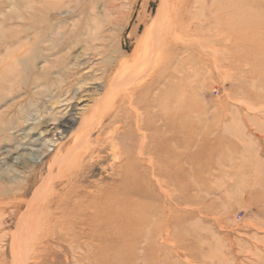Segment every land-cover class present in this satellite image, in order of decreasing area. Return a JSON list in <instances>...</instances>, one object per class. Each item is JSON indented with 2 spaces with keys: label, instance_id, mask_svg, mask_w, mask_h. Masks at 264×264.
Returning a JSON list of instances; mask_svg holds the SVG:
<instances>
[{
  "label": "rangeland",
  "instance_id": "obj_1",
  "mask_svg": "<svg viewBox=\"0 0 264 264\" xmlns=\"http://www.w3.org/2000/svg\"><path fill=\"white\" fill-rule=\"evenodd\" d=\"M171 17L185 23L177 61L152 78L143 70ZM17 35L18 62L0 77L17 90L0 98V175L9 166L18 184L35 185L17 213L0 200V264H264V0H0V38ZM186 44L196 54L177 52ZM206 54L211 62H199ZM130 84L142 96L124 121L145 108L159 119L146 152L131 141L134 122L121 130L115 141L134 157L117 175L108 148L101 160L82 156L75 137L96 123V139ZM44 183L75 196L48 226V193L26 217ZM85 192L108 210L81 206Z\"/></svg>",
  "mask_w": 264,
  "mask_h": 264
},
{
  "label": "bare ground",
  "instance_id": "obj_2",
  "mask_svg": "<svg viewBox=\"0 0 264 264\" xmlns=\"http://www.w3.org/2000/svg\"><path fill=\"white\" fill-rule=\"evenodd\" d=\"M169 1V0H168ZM168 6V5H167ZM172 8V7H171ZM165 9V8H164ZM167 10V9H166ZM165 10V11H166ZM162 13V12H161ZM160 14V13H159ZM168 18H169V14H167ZM162 19V18H161ZM160 23V22H159ZM184 22H179V20H177L174 17L170 18V21H168V23L164 26V29H162L160 31V33L158 34L159 37L157 39V43L155 44V47H153V52L152 55L150 57V59H148V61L146 62L147 67L145 68V70H143V72H148L149 76H151L152 78H160L159 73L160 71L166 67H168V65L171 63H175L177 61V57L178 54L175 53V50H177V48H175V45H177V43H175V32L180 28V26L185 25ZM159 26V24H158ZM182 31V30H181ZM155 32V31H154ZM204 34V33H203ZM221 34V33H219ZM10 35V34H9ZM224 37V36H223ZM22 37H20V35L15 36L14 38H9L7 37H1L0 38V77H5V79H10L11 75H10V66H12L14 63L17 64L18 62V57L20 56H14V53H19V50L22 49L23 47V43H22ZM184 39V38H183ZM196 39V38H195ZM30 40V39H29ZM188 40V39H187ZM196 41V40H195ZM29 43V42H28ZM221 44H225L226 43H221ZM12 47L11 53L12 56H8L7 53H5V51L7 50V48ZM68 46V45H67ZM174 46V47H173ZM178 46V45H177ZM198 48L201 49H205V48H214L213 47V43H211L210 41H205L202 42L200 40V42L198 43ZM180 50L177 52H180L182 54H185L186 52L188 54H196V48L195 46H191L189 44H186L185 47L183 48H179ZM183 49V52H182ZM145 51V50H144ZM207 51V50H206ZM22 52V51H21ZM171 52V53H170ZM215 52V51H214ZM5 53V58L3 57V54ZM10 53V54H11ZM25 55V52L23 53ZM210 55H202L201 57H199L198 55V61L199 62H211V59L209 57ZM6 57H10L11 61L8 60V58ZM217 57V55L213 56V59L215 60V58ZM226 56L222 55L219 58V62L221 65H227L228 62L225 60ZM23 58V57H22ZM4 59V60H3ZM179 59V58H178ZM171 60V61H170ZM3 61V63H2ZM215 60L216 64H219V62ZM4 62H6V64H4ZM145 62V61H144ZM27 66V65H26ZM21 67V66H20ZM12 68V67H11ZM81 68V67H80ZM126 68V66L124 67ZM171 70V69H170ZM127 71V70H126ZM28 72V71H27ZM72 71L70 69H62L61 73H63L64 76H67V74H70ZM142 72V73H143ZM14 73V72H13ZM25 73V72H24ZM141 73V74H142ZM171 73V72H170ZM31 76V75H30ZM41 76V75H40ZM46 76V75H45ZM7 77V78H6ZM175 78V77H173ZM20 79V78H19ZM36 79V77H35ZM161 79H163L161 77ZM1 80V79H0ZM134 80V79H133ZM140 80V79H139ZM131 81V80H130ZM16 83V82H15ZM13 84V85H12ZM37 84V83H36ZM117 85V84H116ZM122 85V84H121ZM131 85V84H130ZM132 86V85H131ZM136 87V86H135ZM134 86L131 87L130 92H128L127 90L125 92H123L124 94L120 95L121 93H119V95H117L118 97L114 99L113 102V107L111 110H108L103 116H102V120L100 122V128L98 130V132H96L97 138L93 139V135L95 134V129L98 128V126L95 128V124L94 123H90V128H88L87 131H85V133L82 135V137L78 136L75 137L76 141L78 143H80L81 141L83 142L82 138L84 139V141L86 142V150L83 151V153L81 154L82 156H87L90 158H99V160L103 159V154L106 151V148L109 149V151H111L113 160L115 161V163L113 164L112 167V171H114L115 173H117V175L120 174L123 166H119L118 164L122 163L123 161H132V158L134 156H130V154H127V149L128 147L123 146L122 144L118 143L115 141V139L120 135L121 130L124 131V129H126L127 127H129V125H131V123H135L136 124V131H137V138L131 139L132 140H142V145H141V149L142 152H146L145 150V146H146V140L147 139H152V136L150 135V131L153 130L154 128V124L153 122H155V120L159 119V116L153 113H149L146 114L147 112V108H145L143 110V112H139L138 110L134 112V114H130L127 118L126 121H124L125 118V114L127 113V111L125 110L126 106L130 107L139 103L140 98H141V94L138 93V88H135ZM181 87V85H180ZM37 88H39L37 86ZM179 88V87H178ZM14 80H8L5 81L4 83H0V98L4 97L5 98V94L7 93V96L9 94H15V92H17V90H14ZM114 90H117V86L116 88L114 87ZM123 91V90H122ZM140 91V90H139ZM114 92V91H113ZM182 92V91H181ZM117 93V92H116ZM108 94H110L108 92ZM114 95V93H113ZM112 95V97H113ZM26 96V95H25ZM103 97V96H102ZM106 97V96H105ZM104 100V99H102ZM161 101V100H160ZM104 103V102H103ZM31 104V103H30ZM111 104V103H110ZM101 105V103H100ZM99 106V105H98ZM170 106V105H169ZM99 110V108H98ZM25 111V110H24ZM97 111V110H96ZM163 113V112H162ZM161 113V114H162ZM96 116V115H95ZM100 117V116H99ZM90 121V120H89ZM72 122V121H69ZM91 122V121H90ZM71 124V123H70ZM69 124V125H70ZM111 124H113L115 127L112 129V133H110L107 138L103 137V134L105 131H107V129L110 128ZM164 124V122H163ZM83 127V126H82ZM61 129V128H60ZM84 129V128H83ZM10 131V130H7ZM83 131V130H82ZM163 131V130H162ZM80 132V130H79ZM167 132V131H166ZM78 135V134H77ZM6 137V136H5ZM26 137V136H25ZM162 137V135L160 136ZM27 138V137H26ZM69 139V138H68ZM80 141V142H79ZM118 141V140H117ZM52 142V141H51ZM76 143V142H75ZM76 146V145H75ZM20 147V146H19ZM17 147V149L19 148ZM24 148V147H23ZM71 148H69L70 150ZM75 150V147L72 146V150ZM73 150V151H74ZM170 150V149H169ZM73 151L71 153H73ZM168 151V150H167ZM23 152V151H22ZM57 152V150H56ZM170 152V151H169ZM173 152V151H172ZM68 153V152H67ZM14 156V155H13ZM27 156V155H26ZM70 156V155H69ZM24 158V157H23ZM67 158V156H66ZM66 158H64V161H66ZM69 158V157H68ZM171 158V157H170ZM5 160V157H3V159H1L0 163L2 164ZM55 160V159H54ZM53 160V162H54ZM59 161H63L62 159ZM52 162V163H53ZM56 162V161H55ZM65 163V162H64ZM63 163V164H64ZM11 164V163H10ZM152 166L155 168V166L153 165V161H151ZM58 167L61 165V162L57 163ZM43 166H45V164H43ZM171 167V166H170ZM62 168V167H61ZM59 168L61 171L62 169ZM14 169V167H13ZM48 173H53L55 170V164L53 163V165H49L48 166ZM15 170V169H14ZM82 170V169H81ZM80 170V171H81ZM155 170V169H154ZM172 170V168H171ZM170 171V170H169ZM2 172L3 174L0 175V185H3L4 183L7 185L6 187H4V189H0V200L5 201L8 199V205L10 203L11 208L17 213L19 212V210L22 208L23 206V202L26 199V196H28L30 190L33 188V186L35 184H33V186L31 187L30 185H21L18 184L19 180H21L23 177L15 174L13 172V170L11 168H9V166H3L2 168ZM58 172V171H57ZM174 172V171H173ZM113 173V172H112ZM122 175V173H121ZM169 175V173H168ZM78 174L77 176H69L67 178L68 181V186H71L74 182H76V180L78 179ZM55 178V177H54ZM154 178V177H153ZM148 179V178H147ZM155 179V178H154ZM49 180V178H48ZM51 180V179H50ZM157 180V179H156ZM162 181V180H160ZM46 182V181H45ZM47 183V182H46ZM46 183H44V187L43 190H39V192L35 193L33 195V199L31 202L28 203V209L26 211V217L30 218V214L34 213V210L36 208H38V203L41 198H43L44 196H47L48 193V199L44 202V206L40 207L41 211H47L49 214L46 218V220L43 221V226H48L51 225L54 221H55V217H51L52 215V210L53 208L56 209H61L63 206H66L69 204V202L71 201V195H68L70 193L69 190H65L62 189V191L58 192L56 191L57 186L54 184H50L49 188H47ZM49 183V182H48ZM53 183V181H52ZM159 183V182H158ZM145 184V183H144ZM16 185V187L14 186ZM18 185V186H17ZM48 185V184H47ZM148 186V185H147ZM39 187V186H38ZM40 188V187H39ZM38 189V188H37ZM48 189V190H47ZM21 190V193L19 195H16V191ZM47 190V191H46ZM36 192V190H35ZM34 193V192H33ZM98 192H96V194L91 198L90 200V195L85 193H81L78 194L76 197H78L79 202L81 203V206H84V204L87 202L89 204V206L87 205V209H90L91 207L93 209H95V212H100V210L102 209V213H105L108 209L107 207H102L99 206L98 207V202L95 201V198L98 196L97 195ZM113 195V194H112ZM115 197V196H114ZM104 199V198H103ZM119 199V198H118ZM31 200V199H30ZM108 200V199H107ZM105 201L107 204L108 201ZM114 201V199H113ZM137 202V200H135ZM144 201V200H143ZM43 202V200H42ZM77 202V201H76ZM142 202V201H141ZM143 203V202H142ZM109 204V203H108ZM143 205V204H142ZM4 206V205H3ZM120 207V206H119ZM104 208V209H103ZM106 210V211H105ZM123 210V209H122ZM7 214V213H6ZM10 214V213H9ZM15 216V215H14ZM35 216V215H34ZM123 216V215H122ZM41 218V217H40ZM23 219V218H22ZM81 221L83 223L87 222V219L82 218ZM139 221V220H138ZM7 222V221H6ZM24 222H26L24 220ZM5 223V222H4ZM23 223V222H21ZM29 223V221H28ZM39 224V223H38ZM20 225V222H19ZM32 225V224H31ZM37 225V224H36ZM35 225V226H36ZM18 226V225H17ZM37 227V226H36ZM24 228V227H21ZM31 228V227H28ZM32 229V228H31ZM32 231V230H31ZM53 232V231H52ZM17 233V232H16ZM19 233V232H18ZM32 233V232H31ZM13 235V234H12ZM34 236V235H33ZM22 240V239H21ZM13 243V242H11ZM22 243V242H21ZM217 243V242H216ZM17 248V247H15ZM21 249V248H20ZM17 250V249H16ZM77 250V249H76ZM21 251V250H20ZM74 251V250H73ZM23 253V252H21ZM12 254V253H11ZM22 261V260H21ZM16 262V261H14ZM24 263V262H23Z\"/></svg>",
  "mask_w": 264,
  "mask_h": 264
}]
</instances>
